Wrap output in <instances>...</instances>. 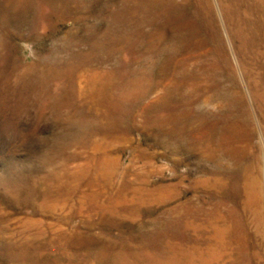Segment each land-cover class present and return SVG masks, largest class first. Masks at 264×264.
Instances as JSON below:
<instances>
[{
  "label": "rangeland",
  "instance_id": "374dc122",
  "mask_svg": "<svg viewBox=\"0 0 264 264\" xmlns=\"http://www.w3.org/2000/svg\"><path fill=\"white\" fill-rule=\"evenodd\" d=\"M207 1L0 0V264H264V0Z\"/></svg>",
  "mask_w": 264,
  "mask_h": 264
},
{
  "label": "bare ground",
  "instance_id": "6f19581e",
  "mask_svg": "<svg viewBox=\"0 0 264 264\" xmlns=\"http://www.w3.org/2000/svg\"><path fill=\"white\" fill-rule=\"evenodd\" d=\"M203 3H204L205 9H207V10L211 9V3L210 2H208L207 0H203ZM225 18L227 20H230V21L232 20V16L230 13L225 12ZM207 20L210 21L211 19L207 16ZM210 30H211V35H212L213 40L215 41L216 44H219V42H220L219 41V34H218V31H216V29L214 28V25Z\"/></svg>",
  "mask_w": 264,
  "mask_h": 264
}]
</instances>
